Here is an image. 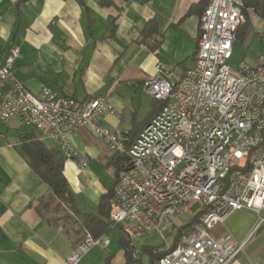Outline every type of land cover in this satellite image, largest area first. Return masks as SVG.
<instances>
[{"label":"built area","instance_id":"2783aa9c","mask_svg":"<svg viewBox=\"0 0 264 264\" xmlns=\"http://www.w3.org/2000/svg\"><path fill=\"white\" fill-rule=\"evenodd\" d=\"M198 25L192 68L175 73L157 62L144 92L162 104L131 138L108 130L99 119L117 116L106 99L78 102L43 87L31 94L13 78L17 47L0 63V121L17 120L50 137L65 160L79 167L85 157L68 134L89 129L112 153L123 157L109 197L111 228L132 240L170 234L181 216L199 204L198 226L158 264H231L246 241L229 235L214 239L212 228L232 212L257 214L253 231L264 228V52L254 65L230 67L236 29L243 23L242 0H208ZM264 42V28L260 33ZM106 234H87L71 249L65 264H79L94 247L105 249ZM138 255L133 252V257Z\"/></svg>","mask_w":264,"mask_h":264},{"label":"crops","instance_id":"0c3cea01","mask_svg":"<svg viewBox=\"0 0 264 264\" xmlns=\"http://www.w3.org/2000/svg\"><path fill=\"white\" fill-rule=\"evenodd\" d=\"M100 1L0 0V63L17 47L13 78L31 94L46 86L60 98L78 102L106 99L118 115L101 117L102 127L136 133L159 107L141 86L155 75L156 63L175 73L192 68L203 0H110L109 6ZM243 16L234 42L247 43L248 49L253 41L259 47L251 64L241 60L254 65L264 52V18L251 8ZM30 140L58 151L52 138L31 126L0 121V264H65L75 246L60 228L38 216V200L48 189L23 155L21 143ZM68 140L87 160L84 167L65 160L62 168L81 222L85 214L95 213L115 181V153L87 128L70 132ZM256 220L254 211L240 209L212 228L214 239L227 234L234 243L246 241L231 264H264V228L253 231ZM115 229L118 234L105 249H90L79 264H125L120 246L124 235ZM134 258L148 264L146 257V263L139 254Z\"/></svg>","mask_w":264,"mask_h":264},{"label":"trees","instance_id":"16d2710c","mask_svg":"<svg viewBox=\"0 0 264 264\" xmlns=\"http://www.w3.org/2000/svg\"><path fill=\"white\" fill-rule=\"evenodd\" d=\"M206 3H208V0L202 1L204 9L207 6ZM242 3V16L245 15L248 8H251L256 15L264 18V0H242ZM100 4L102 6H109L112 5V1L101 0ZM244 23L243 16V23L236 29V36H238ZM112 31L113 28L111 29V32ZM158 105L159 107L153 116L162 106V104L159 103ZM138 132H129V135L131 138H134ZM21 144L23 155L27 159V163L31 168L30 170L39 177L41 183H44L48 189L47 194L39 198L36 207L38 216L43 220L42 222L52 228H60L64 235L73 240L74 246L83 241L87 234L91 235L93 238H98L105 233L108 234L107 232H110L112 229L108 220L109 197L115 181L108 188L107 192L101 196L99 204L96 206L95 213L85 214L83 220L79 222L76 219L78 210L75 208V195H73L69 189L68 183L66 182L67 180L63 174L62 168L64 167L65 159L60 155L59 151L47 148L39 140L23 141ZM122 160L123 157L118 154H115L112 158L116 174ZM196 226H198V216H193L190 221L179 224L172 229L171 233L174 232L173 241L166 249L143 247L142 252L143 255L148 258V264H158L159 260L162 259L163 256L169 254L178 243L181 242L183 237L194 233ZM73 237L74 239H72ZM120 246L124 251L125 264H141L139 258H134L132 256L135 249L131 244V240L125 236L121 237ZM138 254L141 255L140 252H138Z\"/></svg>","mask_w":264,"mask_h":264},{"label":"rangeland","instance_id":"374dc122","mask_svg":"<svg viewBox=\"0 0 264 264\" xmlns=\"http://www.w3.org/2000/svg\"><path fill=\"white\" fill-rule=\"evenodd\" d=\"M246 44L247 43L241 45L238 41L234 42L232 55H231L232 57L228 61V65L230 67H236L243 59L245 62L249 64L253 62V58L258 53L259 47L252 41L250 42L249 47L247 49ZM199 209H200L199 204L191 205L188 209V213L181 216L178 225L190 221L193 218V216H195L198 213ZM117 232L118 230L115 228L111 232H109L110 236L107 237L108 240L110 238L115 237L118 234ZM173 237H174V232L171 234H166L163 237L156 233H151L134 238L132 239L131 242L132 245L136 248V250H138L141 253L143 262L146 263V258L142 252L143 247H157L160 249H166L168 246H170V243H172Z\"/></svg>","mask_w":264,"mask_h":264}]
</instances>
